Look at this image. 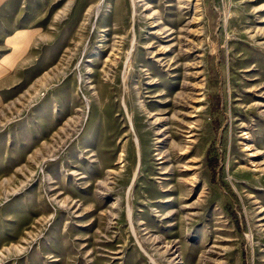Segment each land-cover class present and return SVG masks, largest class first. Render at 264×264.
I'll use <instances>...</instances> for the list:
<instances>
[{"label": "rangeland", "instance_id": "obj_1", "mask_svg": "<svg viewBox=\"0 0 264 264\" xmlns=\"http://www.w3.org/2000/svg\"><path fill=\"white\" fill-rule=\"evenodd\" d=\"M0 264H264V0H0Z\"/></svg>", "mask_w": 264, "mask_h": 264}, {"label": "bare ground", "instance_id": "obj_2", "mask_svg": "<svg viewBox=\"0 0 264 264\" xmlns=\"http://www.w3.org/2000/svg\"><path fill=\"white\" fill-rule=\"evenodd\" d=\"M116 59V58H115ZM129 59L130 58H128V65L130 64V62H129ZM128 67V66H127ZM118 69V68H117ZM158 107H160L161 109L162 108H167V107H171V106H173V105H157ZM142 107H143V110H147V108L149 107V105H142ZM162 111V110H161ZM157 115H155L154 117H156ZM134 118V119H133ZM132 118V120H131V123H132V126H133V128H134V130L136 131L137 130V128H138V122H137V115H135L134 117ZM157 119H158V117H157ZM137 127V128H136ZM169 132H170V129L168 130ZM175 134V133H174ZM174 134L172 133V135H171V137H173L174 136ZM140 136V135H139ZM174 138V137H173ZM138 139H139V137H138ZM140 139H141V137H140Z\"/></svg>", "mask_w": 264, "mask_h": 264}]
</instances>
